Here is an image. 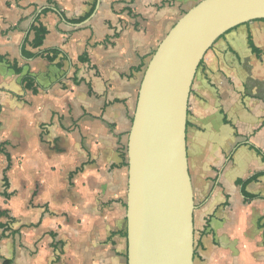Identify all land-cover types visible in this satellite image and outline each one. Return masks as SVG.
Instances as JSON below:
<instances>
[{"label":"crops","instance_id":"0c3cea01","mask_svg":"<svg viewBox=\"0 0 264 264\" xmlns=\"http://www.w3.org/2000/svg\"><path fill=\"white\" fill-rule=\"evenodd\" d=\"M199 1L0 0V143L11 158L4 173L0 153V264H127L138 91L160 41ZM36 25L46 29L40 47ZM186 148L193 263L264 264V19L206 51Z\"/></svg>","mask_w":264,"mask_h":264},{"label":"water","instance_id":"95a60500","mask_svg":"<svg viewBox=\"0 0 264 264\" xmlns=\"http://www.w3.org/2000/svg\"><path fill=\"white\" fill-rule=\"evenodd\" d=\"M255 19H264V0H201L152 54L127 138V264H194L186 148L191 85L213 43Z\"/></svg>","mask_w":264,"mask_h":264},{"label":"trees","instance_id":"16d2710c","mask_svg":"<svg viewBox=\"0 0 264 264\" xmlns=\"http://www.w3.org/2000/svg\"><path fill=\"white\" fill-rule=\"evenodd\" d=\"M34 28L37 31L36 39L34 40V46L35 47H40L41 44H42L43 38L45 36L46 29L42 25H40V26H37L36 25V26H34ZM249 43H250V45L252 46V48L254 50L257 49V48L254 47L253 43L251 42V39H249ZM48 52H52L54 55H56L59 52V50L58 49H51ZM22 54H23V56H25L27 58H34V57L38 56V53H29V52L27 53L23 49H22ZM15 69H16L17 72H20V69L19 68H15ZM32 80H34V77H32L30 75H26L23 78L22 82L24 83V86L26 88H29L34 93H37L38 90L33 86V82L31 83ZM4 145H5V142L4 143H0V153H3L6 156V158H7V165L4 168V173H5L10 168V166H11V158H10V155L5 151ZM125 164H126V166H128L127 165V162ZM259 174L260 173H255L254 175L250 176L248 179H246L245 181H243L242 184L245 185L247 182H250L252 180H255L258 177ZM6 180H7V178H6ZM6 185H8V181H6ZM243 193H244V196L246 198H252L253 197V195H250V194L246 193L245 190L243 191ZM4 195L6 197H10L11 196V193L5 192ZM0 214H1V212H0Z\"/></svg>","mask_w":264,"mask_h":264}]
</instances>
